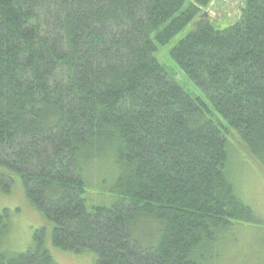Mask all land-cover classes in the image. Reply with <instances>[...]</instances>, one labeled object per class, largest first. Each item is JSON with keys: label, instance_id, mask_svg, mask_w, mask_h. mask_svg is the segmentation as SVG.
<instances>
[{"label": "trees", "instance_id": "1", "mask_svg": "<svg viewBox=\"0 0 264 264\" xmlns=\"http://www.w3.org/2000/svg\"><path fill=\"white\" fill-rule=\"evenodd\" d=\"M212 1L0 0V194L20 178L56 249L199 264L236 222H258L234 170L242 147L264 167V0L225 30L203 15ZM197 20L170 56L207 100L157 58ZM107 155L116 201L92 205L86 171ZM10 220L0 211V264H57L44 228L6 250Z\"/></svg>", "mask_w": 264, "mask_h": 264}, {"label": "rangeland", "instance_id": "2", "mask_svg": "<svg viewBox=\"0 0 264 264\" xmlns=\"http://www.w3.org/2000/svg\"><path fill=\"white\" fill-rule=\"evenodd\" d=\"M244 1L213 0L210 6L203 10V15L214 23L217 30H225L239 16ZM197 22L198 20L191 24L168 46L160 48L157 58L186 92L195 98L207 100L203 92L196 88L170 56L173 48L194 31ZM243 149L242 147L240 156L244 158L241 164L236 165L234 177L241 197L250 206L258 222H236L229 232L219 237L217 244L210 251L199 257V264H264V167ZM105 156L99 158L96 173L86 171L92 205H111L116 201V196L111 191L116 168L110 155ZM4 210L11 212L10 230L4 239L6 250L26 253L33 242L34 233L44 228L47 230V247L57 264H96L92 255L78 256L53 246V224L30 205L20 178L16 179L10 195L0 194V211Z\"/></svg>", "mask_w": 264, "mask_h": 264}]
</instances>
